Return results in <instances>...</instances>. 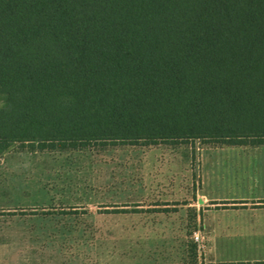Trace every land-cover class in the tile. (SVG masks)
I'll use <instances>...</instances> for the list:
<instances>
[{"label":"trees","instance_id":"obj_1","mask_svg":"<svg viewBox=\"0 0 264 264\" xmlns=\"http://www.w3.org/2000/svg\"><path fill=\"white\" fill-rule=\"evenodd\" d=\"M16 146L264 144V0H0Z\"/></svg>","mask_w":264,"mask_h":264},{"label":"rangeland","instance_id":"obj_2","mask_svg":"<svg viewBox=\"0 0 264 264\" xmlns=\"http://www.w3.org/2000/svg\"><path fill=\"white\" fill-rule=\"evenodd\" d=\"M263 172L264 144L16 146L0 157V264H211L209 210L241 206L218 198L246 183L264 196Z\"/></svg>","mask_w":264,"mask_h":264},{"label":"crops","instance_id":"obj_3","mask_svg":"<svg viewBox=\"0 0 264 264\" xmlns=\"http://www.w3.org/2000/svg\"><path fill=\"white\" fill-rule=\"evenodd\" d=\"M253 185L252 182L244 185L248 189L245 196L218 198L242 200L241 206L223 202L217 204L226 206L209 210L211 226L207 253L211 264H264V196H253ZM254 200L256 202L252 203Z\"/></svg>","mask_w":264,"mask_h":264},{"label":"built area","instance_id":"obj_4","mask_svg":"<svg viewBox=\"0 0 264 264\" xmlns=\"http://www.w3.org/2000/svg\"><path fill=\"white\" fill-rule=\"evenodd\" d=\"M196 239H198V236H196Z\"/></svg>","mask_w":264,"mask_h":264}]
</instances>
